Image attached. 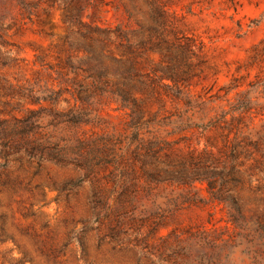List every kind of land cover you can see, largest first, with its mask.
I'll return each mask as SVG.
<instances>
[{"label":"rangeland","instance_id":"374dc122","mask_svg":"<svg viewBox=\"0 0 264 264\" xmlns=\"http://www.w3.org/2000/svg\"><path fill=\"white\" fill-rule=\"evenodd\" d=\"M77 7L85 22L120 25L131 42L143 41L135 58L153 87L145 117L156 112L144 135L169 142L188 182L147 180L164 154L145 170L133 166L128 110L111 97L93 99L81 122L55 125L53 111L79 105L60 75H70L64 37L74 38L63 15ZM35 115L27 140L9 130ZM2 123L0 264H264L263 238L233 227L226 204L196 179L211 161L204 150L228 159L243 132L264 131V0H38L28 12L0 0ZM256 155L239 154L245 176L230 186L247 221L251 210L264 212Z\"/></svg>","mask_w":264,"mask_h":264},{"label":"trees","instance_id":"16d2710c","mask_svg":"<svg viewBox=\"0 0 264 264\" xmlns=\"http://www.w3.org/2000/svg\"><path fill=\"white\" fill-rule=\"evenodd\" d=\"M23 12H28L38 0H17ZM80 7H77L75 12L66 11L63 15L64 21L72 27L74 38H70L69 34L64 37V43L68 45L65 53L64 66L68 74H61L62 82L65 87L72 89L75 99L79 105L69 108L66 111H53L52 118L55 120V125L58 123H79V117L83 115V111L87 106L91 105L93 99L111 97L119 102V106L128 110L126 112L127 128L132 130V139L130 144L135 141L133 148H126L133 159L145 170V166L152 159H157L160 154H164V159L160 156L158 162L152 161L151 171H146L148 181L155 184L165 182H180L186 183L189 177L184 172L185 161L182 156L170 154L166 151V145L169 142L155 135H144V128H147L148 122L154 119L156 112L149 113L145 117V105L148 99L153 95V87L147 85L143 81L139 69V63L135 56L140 55L137 52L136 44H141L143 41L131 42L127 37V32L121 29L120 25L110 27L109 25L90 24L79 18L77 13ZM114 44L119 51V55H114L107 46ZM73 48V49H71ZM159 48V47H157ZM81 51V55L73 53ZM128 53L127 57L121 55ZM121 54V55H120ZM164 56L165 54L162 53ZM152 66L149 72H161L159 79L170 78L175 80L171 75V71L167 67ZM164 69V70H163ZM63 88V87H61ZM59 91H61L59 89ZM59 91H53L48 97L54 100ZM136 91L142 93V96H137ZM153 97V96H152ZM156 100H160V96H155ZM24 118L17 120V124L10 127V131H19L23 139H28L27 134L30 128L37 127L38 117L35 115L32 119ZM8 126L1 125L0 131L4 132ZM251 131L242 133L244 144L240 145L236 142V148L232 149L229 158L216 155L211 149L204 150L209 153L211 161L204 163V172L200 173L196 179L206 181V189L211 199L225 203L228 211V220L235 228H240L247 233H251L258 238H263L264 241V212L259 209L251 210L249 216L250 221L246 220L245 205L241 202L240 193L232 191L230 186H236L243 176L244 169H241V161H238L239 154L244 152L247 156L251 153L257 154L253 156V162L250 167L264 169V131L256 133V136H250ZM148 135V134H146ZM214 173L219 176L220 181L209 179L207 174ZM124 189L126 182L121 181ZM251 222L252 226L247 225ZM264 245V244H263Z\"/></svg>","mask_w":264,"mask_h":264}]
</instances>
